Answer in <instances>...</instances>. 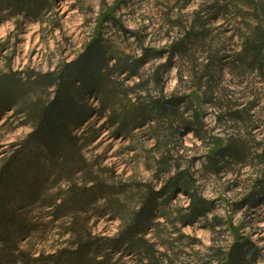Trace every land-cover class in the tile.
Listing matches in <instances>:
<instances>
[{
	"label": "rangeland",
	"instance_id": "obj_1",
	"mask_svg": "<svg viewBox=\"0 0 264 264\" xmlns=\"http://www.w3.org/2000/svg\"><path fill=\"white\" fill-rule=\"evenodd\" d=\"M25 2L0 0V86L24 88L0 111V168L19 156L9 210L34 227L6 252L42 262L82 239L105 264H226L239 243L264 264V62L240 60L264 0ZM94 43L104 82L77 98L74 155L21 154L30 107ZM230 143L242 155H221Z\"/></svg>",
	"mask_w": 264,
	"mask_h": 264
},
{
	"label": "trees",
	"instance_id": "obj_2",
	"mask_svg": "<svg viewBox=\"0 0 264 264\" xmlns=\"http://www.w3.org/2000/svg\"><path fill=\"white\" fill-rule=\"evenodd\" d=\"M46 0H26L28 9L36 7L42 9ZM95 49L91 48L87 54V59L78 64H67L62 72L54 76L50 81L56 83L58 91L54 99L44 105H33L30 107V113L34 116L36 124H39L38 130L34 131L24 141V148L20 151H28L34 143L46 142L54 154H62L63 157H70L74 155V147L76 144L75 137L72 135L71 125L77 120V98L81 97L85 91L86 86L91 83L97 89L99 85L104 82L101 66L104 61H107L106 51L102 46L94 43ZM93 45V46H94ZM243 54V55H242ZM240 57L242 62L252 65L256 62H264V29L258 26V30L250 36L245 45L244 52ZM263 66H261V69ZM77 81L82 84L77 85ZM24 88L19 90L11 88V86H0V111L8 108L12 102V97L23 98ZM13 99V98H12ZM23 100V99H22ZM161 110H165L161 107ZM1 115V113H0ZM194 129V128H192ZM195 130V129H194ZM32 144V145H31ZM243 148L233 143L228 144L220 151L221 155L226 152H232L234 155H242ZM19 157V156H18ZM9 159L0 168V264H13L19 258L23 264H105L103 260L98 259L101 255L95 252L92 242H84L79 240L76 249L64 251L63 256L57 254L51 255L48 259L32 257L29 262L24 259V253L20 255L13 252H6V245L13 242L17 237L23 235L25 232L31 230L33 224L25 226L16 222L15 210H9V205L14 200V191L18 187V172L17 165L20 158ZM215 158H211L213 162ZM42 188L36 187L33 191L32 198L37 200L41 197ZM201 203H193L192 209L194 213H203ZM16 241V240H15ZM246 259L243 246L239 243L234 245L227 254L226 264H243ZM42 260V259H41Z\"/></svg>",
	"mask_w": 264,
	"mask_h": 264
}]
</instances>
